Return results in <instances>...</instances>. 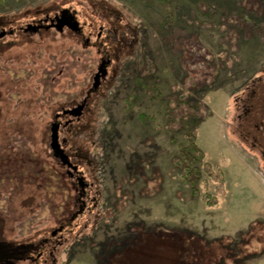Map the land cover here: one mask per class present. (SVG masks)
Returning <instances> with one entry per match:
<instances>
[{"label":"rangeland","instance_id":"1","mask_svg":"<svg viewBox=\"0 0 264 264\" xmlns=\"http://www.w3.org/2000/svg\"><path fill=\"white\" fill-rule=\"evenodd\" d=\"M65 9L81 35L17 32L0 55V155L32 157L20 187L0 183V231L39 240L65 216L56 264H264V162L240 125L248 99L264 117V0H0V29ZM84 99L59 128L67 165L51 123ZM193 113L195 189L175 166Z\"/></svg>","mask_w":264,"mask_h":264},{"label":"flooded vegetation","instance_id":"2","mask_svg":"<svg viewBox=\"0 0 264 264\" xmlns=\"http://www.w3.org/2000/svg\"><path fill=\"white\" fill-rule=\"evenodd\" d=\"M68 16H73V14H71L69 11ZM61 17L62 11L55 17H46L43 19H38V21L27 23V25L17 26V28H14L12 26H9V28L1 27L0 35L2 36L0 37V55L3 54V47H5L6 44L11 45V42H6L5 39L7 37L16 35V33L19 32V35L23 36L22 39L28 42L31 41L29 37H31L32 35H37L41 31H50L51 29H56L60 31L56 25L58 20L61 19ZM75 18H77L76 15ZM30 26L37 27V31L35 29L28 30ZM80 27L81 30L77 33L81 35L83 32L81 25ZM86 41L89 42V39ZM101 44H103V42H101ZM103 59L105 61H102V63H100V65L98 66V70L95 73L93 80L97 76L99 69L103 63L106 64L107 69L112 63V58L110 57H106V59L104 57ZM106 76L101 77L100 81L102 83H104L103 81L105 80ZM96 92L97 91L93 90L92 88V91L87 93L88 95L86 100L90 99V97ZM86 100L84 99L82 103L84 104V106L86 105ZM254 108L255 103H253L252 99H248L243 104L242 110L244 112L240 114V125L242 128V132L247 134L246 138L249 141V144L252 145V147L254 146L256 150H259V156L264 162V117L262 119V117H258L257 114H252L254 112ZM70 110L71 109L66 108L62 112H57L54 115V121L51 123V128L55 123L59 124L60 127H63L64 124H66V122H68L69 120H75L76 118H74L73 115H71L70 113H65ZM9 122V120L5 121V109L0 108V126L8 125L10 124ZM15 122L17 125H19V121ZM7 148V152L0 155V183L6 184L12 182V187L17 189L18 187H20V183L23 180L25 181V177L30 172V166H28V162L29 159L32 157H30L27 150L23 149L22 145L18 147H13V145L9 144L7 145ZM10 148H13L14 152ZM53 154L55 158L57 157L58 160L62 162L61 156H57L58 154H56V151H53ZM73 175L74 174L72 173L71 176ZM86 191L87 189H85L83 193H85ZM78 203H80L79 205L81 213V210L84 206V204L81 205V203H85V201L79 198ZM74 216L76 217V214H74L73 217ZM63 222H65V216L62 217V219H58V227L50 233L51 236L44 235L39 240H30V242L24 241L23 243L18 242L15 239L13 240L12 238H9L7 236H4V230H1L0 260L3 264H56L57 260L55 258V255L56 252L59 250V245L63 242V234L66 231V224ZM13 249L15 250V254L13 253L14 255L11 253V250Z\"/></svg>","mask_w":264,"mask_h":264},{"label":"trees","instance_id":"3","mask_svg":"<svg viewBox=\"0 0 264 264\" xmlns=\"http://www.w3.org/2000/svg\"><path fill=\"white\" fill-rule=\"evenodd\" d=\"M195 113L193 114H189L188 115V122H187V126L189 128H187V132H189L190 134H188L187 137V141H188V145L187 146H179L180 148V156L177 157L175 160V166L181 170H185L187 171L186 175H184L182 177V181L187 182L189 184L192 185L193 189H195L196 185L199 183L198 181L200 180L201 177V171L200 168L198 166V163H201V161L204 158V153L203 151L200 149V147L197 145L196 141H195V133L192 134V131L196 130V128H198L199 126V122L198 119L194 118ZM142 120H145V116H141ZM184 121L183 117L182 119H180V122ZM181 123H179L180 125ZM185 125V126H186ZM182 126V125H180ZM206 164V163H205ZM207 168L210 166L208 163L206 164ZM209 170V169H208ZM196 195L198 193L197 190H195L194 192ZM207 205L209 206H215V203L210 202L211 198L205 197L204 198Z\"/></svg>","mask_w":264,"mask_h":264},{"label":"water","instance_id":"4","mask_svg":"<svg viewBox=\"0 0 264 264\" xmlns=\"http://www.w3.org/2000/svg\"><path fill=\"white\" fill-rule=\"evenodd\" d=\"M68 13H69V10H67V9L62 11V17H61V19L58 20L57 25H56L57 28L60 31H62L64 27H68L73 32H79L81 30V27L79 25V22L75 18V15L73 14V16H68ZM31 29H35L37 31V27L30 26L28 28V30H31ZM1 36L2 35H0V37ZM107 74H108V70L106 68V64L103 63L99 69L97 76L94 79L95 84H94L93 89L95 91L99 89V87L102 83L100 81L101 77H105ZM84 109H85L84 104H81L77 108L70 110V111H67L65 113H70L75 118H79L82 115ZM59 128H60V125L56 124V123L51 128V131H52V136H51L52 149L54 151H56V154H58L57 156H59V157L61 156L63 163L68 165V164H70L69 157L61 149V145L59 142V132H60Z\"/></svg>","mask_w":264,"mask_h":264}]
</instances>
